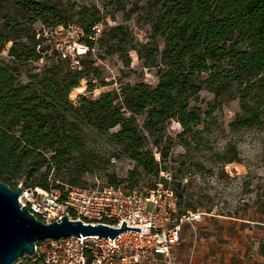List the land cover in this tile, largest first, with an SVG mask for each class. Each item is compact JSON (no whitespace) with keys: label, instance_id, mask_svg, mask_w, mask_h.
Here are the masks:
<instances>
[{"label":"trees","instance_id":"1","mask_svg":"<svg viewBox=\"0 0 264 264\" xmlns=\"http://www.w3.org/2000/svg\"><path fill=\"white\" fill-rule=\"evenodd\" d=\"M10 1L30 23L38 21L48 28L79 25L86 36L83 42L93 47L87 37L100 23L96 8L75 10V5L63 6L62 0ZM148 4L152 9L148 24L153 37L163 41L162 50L156 42L122 49L117 35L124 28L117 26L108 34V41L115 42L108 54L123 59L135 51L146 67L158 68L154 87L137 83L120 88L119 93L108 91L97 99L79 96L74 101L70 92L82 90L78 88L82 80L88 92L106 85L91 54L81 58L80 69L70 68L58 56L56 64L44 67L26 83L0 63L1 183L15 189L25 177L34 181L24 186L48 191L52 172L69 186H84L80 180L97 167L96 155L85 142L86 127L108 135L130 160L157 175L158 164L146 149L136 118H144L142 129L150 136H157L174 119L186 130L199 123L188 101L202 88L216 101L236 95L240 114L230 124L232 131L264 121V0H149ZM11 39L0 32V50ZM12 41L9 56L19 62L38 61L49 51L40 45L43 38L36 39L35 34L29 44ZM115 128L118 131L111 133ZM231 161L237 162V156ZM109 184L118 185L115 181ZM33 259L32 264H42Z\"/></svg>","mask_w":264,"mask_h":264},{"label":"rangeland","instance_id":"2","mask_svg":"<svg viewBox=\"0 0 264 264\" xmlns=\"http://www.w3.org/2000/svg\"><path fill=\"white\" fill-rule=\"evenodd\" d=\"M149 0H62V5L96 8L99 11L100 34L93 44L90 59L101 72L105 86L97 85L87 91L85 80L80 82L78 93L70 92L69 98L77 101L79 96L97 99L108 91L119 93L126 85L145 83L154 87L158 83V68H148L138 59L135 51L120 58L116 53L108 54L115 42L108 41L110 29L122 26L117 36L122 49L139 44L156 42L161 51L163 41L152 35L148 20L152 9ZM74 18V22H75ZM0 32L16 42L29 44V38H43L42 48H49L38 61L19 62L9 56L15 41L7 42L0 50V63L8 65L22 83L30 76L41 74L44 67L56 64L58 55L52 52L55 42H64L66 32L55 34L52 30L17 12L10 0H0ZM37 36H39L37 38ZM101 39V41H99ZM39 50V46L36 48ZM203 78L205 76H202ZM195 108L199 123L183 130L178 120L164 125L157 136H150L142 129L143 117L136 121L146 138V149L150 150L158 164V174L145 172L116 146L108 135L97 133L86 127L85 142L96 155L97 167L86 174L80 185L102 187L110 181L118 183L124 190H137L146 194L157 183H164L178 198L177 218L188 209L201 214L200 221L192 226L184 225L180 245L171 254V261L162 260L153 264L207 263L216 252L231 253L236 264H264V121L251 128L232 131L230 124L240 114V103L235 98L224 102L202 88L188 101ZM118 131L115 128L111 133ZM238 161L232 162L234 156ZM44 170H42L43 172ZM165 174V179L160 173ZM34 181L21 178L18 182L29 186ZM69 184L49 175V188ZM151 210V205L147 206ZM37 245V244H36ZM261 257V258H258ZM31 257L24 254L14 264H32Z\"/></svg>","mask_w":264,"mask_h":264},{"label":"built area","instance_id":"3","mask_svg":"<svg viewBox=\"0 0 264 264\" xmlns=\"http://www.w3.org/2000/svg\"><path fill=\"white\" fill-rule=\"evenodd\" d=\"M100 27V24L94 25L87 39L95 42ZM52 30L55 34L66 32V40L61 43L57 40L51 50L67 60L70 68L80 69L81 58L94 52L93 47L83 42L84 30L77 24L49 28ZM16 188L21 189L20 206L45 224L68 216L112 228H120L124 221L127 227L140 229L139 233L126 231L112 241L91 236L39 242L31 259H39L42 264H153L159 258L170 262L172 252L180 244L183 226H192L201 219V214L191 209L175 218L178 198L164 183L155 184L146 194L113 185L42 191L18 182ZM148 205H151L150 211Z\"/></svg>","mask_w":264,"mask_h":264},{"label":"water","instance_id":"4","mask_svg":"<svg viewBox=\"0 0 264 264\" xmlns=\"http://www.w3.org/2000/svg\"><path fill=\"white\" fill-rule=\"evenodd\" d=\"M20 188L11 189L0 182V264H14L24 254L35 256V246L46 240L74 237H98L111 241L126 231L139 233L140 229L127 227L121 222L120 228L101 223H88L63 216L45 224L21 207L18 197Z\"/></svg>","mask_w":264,"mask_h":264},{"label":"crops","instance_id":"5","mask_svg":"<svg viewBox=\"0 0 264 264\" xmlns=\"http://www.w3.org/2000/svg\"><path fill=\"white\" fill-rule=\"evenodd\" d=\"M180 242H181V239H180ZM175 249H174V251H175ZM258 258H261V257H258ZM159 260H161V258H159ZM206 262L207 263H202V264H236L235 261H234L233 254H231V253H224L222 251L213 253V255H211V256L208 257V259H207ZM188 264H192V261H189Z\"/></svg>","mask_w":264,"mask_h":264},{"label":"bare ground","instance_id":"6","mask_svg":"<svg viewBox=\"0 0 264 264\" xmlns=\"http://www.w3.org/2000/svg\"><path fill=\"white\" fill-rule=\"evenodd\" d=\"M76 92L78 93V90H74V93H76Z\"/></svg>","mask_w":264,"mask_h":264}]
</instances>
